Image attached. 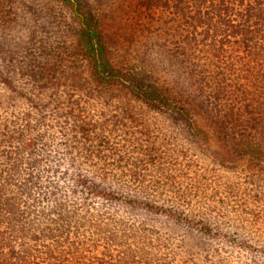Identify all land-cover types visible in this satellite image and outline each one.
<instances>
[{
    "label": "trees",
    "instance_id": "1",
    "mask_svg": "<svg viewBox=\"0 0 264 264\" xmlns=\"http://www.w3.org/2000/svg\"><path fill=\"white\" fill-rule=\"evenodd\" d=\"M0 264H264V0H0Z\"/></svg>",
    "mask_w": 264,
    "mask_h": 264
}]
</instances>
